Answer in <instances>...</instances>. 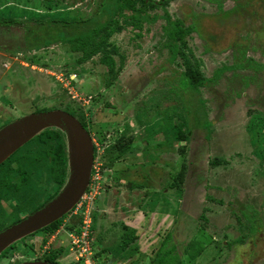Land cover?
Listing matches in <instances>:
<instances>
[{
	"label": "rangeland",
	"instance_id": "374dc122",
	"mask_svg": "<svg viewBox=\"0 0 264 264\" xmlns=\"http://www.w3.org/2000/svg\"><path fill=\"white\" fill-rule=\"evenodd\" d=\"M113 3L0 0L1 76L14 79L23 98L12 104L0 99V126L39 105L87 117L98 166L111 175L101 189L105 206L98 200L92 209L94 236L108 248L105 254H117L113 264H158L167 233L174 237L163 250L175 246L172 264H264V0L169 1L170 16L194 26L184 50L211 80L198 90L186 85L184 60L171 61L163 46L161 8L146 12L140 30L126 24L111 35L113 71L100 63V54L78 61L82 51L72 50L69 36L109 20ZM130 14L116 18L124 22ZM8 15L16 21L5 22ZM76 19L83 21L61 23ZM15 57L22 68L11 64ZM173 126L181 131L178 140ZM116 141L133 150L109 163L106 145ZM10 197L1 201L6 216L0 227L27 210ZM141 211L146 218L137 223ZM155 211L156 221L148 224ZM166 213L168 227L160 225ZM120 218L137 223L139 242L123 244ZM77 223L66 216L48 236L40 229L19 240L6 264L34 258L37 249L68 258V226Z\"/></svg>",
	"mask_w": 264,
	"mask_h": 264
},
{
	"label": "trees",
	"instance_id": "16d2710c",
	"mask_svg": "<svg viewBox=\"0 0 264 264\" xmlns=\"http://www.w3.org/2000/svg\"><path fill=\"white\" fill-rule=\"evenodd\" d=\"M114 1V10H113V17L107 20L104 23L95 22L94 25L88 29H85L83 33L79 36L71 35L69 36L72 40L75 41V44L72 46V50L75 51H82L81 56L79 57V62H84L91 59L93 56L100 54L99 61L101 64L108 67L109 71H113L116 62L114 59V53H116L115 48L109 47V38L114 32H118L124 29L126 24L131 25L133 29L140 30L143 26V22L145 21L146 12L152 8H161L163 10L165 24L162 27L163 29V36L164 42L163 46L168 49L169 51V59L171 61H175L178 58L184 60V71L182 72L183 77L187 80L186 85L193 88L194 90H198L201 86H204L207 82L211 81L209 78L205 77L202 73H200L198 69V63L195 62V66L189 60V55L185 52V45L184 39L190 33L194 31V26L185 25L182 19L180 18H172L167 11L166 7L170 0H113ZM129 10L131 14L124 22H120L119 19L116 17L119 15H125V11ZM4 17L5 22L14 23L16 20L15 18ZM156 15H153V18H156ZM6 19V20H5ZM40 21V20H39ZM83 20H64L61 23L66 26L71 22H80ZM86 21V20H85ZM238 66V65H235ZM231 67V66H230ZM229 66L227 68H230ZM223 69H219V72ZM216 76V73H215ZM186 87V86H185ZM59 108V107H51L50 109ZM67 108V107H66ZM63 109V108H62ZM74 116H76L79 120H81L82 125L88 128V120H86V116H80L76 113V111L72 112L67 109H64ZM147 110V109H146ZM173 138L174 140H178L181 135V131L173 126ZM31 142V143H30ZM30 143V144H28ZM28 143L27 150L29 153L28 158H36L38 156L42 157L43 154L46 155L50 160H53L54 163H49V167H52L54 171V177L57 182V187L63 183L66 175H67V153H66V142L63 132L56 128H47L43 130L40 134L36 135L32 138ZM94 149L96 152V146L94 145ZM20 150V149H19ZM15 151L6 161H4L0 166L4 165L6 162L15 159L18 151ZM132 151L133 148H130L128 145H123L121 141H116L106 145L107 154L110 156L109 163H112L116 158L126 154L128 151ZM9 167V166H8ZM105 168L110 167L108 165L104 166ZM2 173V172H0ZM36 208V207H33ZM61 218L52 222L48 226L45 227V235L48 236L50 231L54 230L59 223L61 222ZM78 218V223H79ZM77 223V225H78ZM77 225H70L68 226L69 230H73L79 233V229ZM123 233L121 234L122 242L127 245L135 242L137 239L136 230L132 227L127 225H123ZM95 228H93L94 230ZM49 232V233H48ZM47 236L43 239L46 241ZM170 239V234L168 233L164 238L165 242H161L159 254L157 255V263L158 264H172L169 263V256L171 255L172 250L174 249V245L167 250H163L166 245L167 240ZM14 246V245H13ZM10 247L4 250L8 251ZM108 251V248H102V252ZM60 251H50L48 256L45 255L44 257L47 260L53 261L54 257ZM117 254L113 255L116 259L119 258L116 256ZM187 255L193 256L191 252H188ZM175 260L180 261V257L175 255Z\"/></svg>",
	"mask_w": 264,
	"mask_h": 264
},
{
	"label": "water",
	"instance_id": "95a60500",
	"mask_svg": "<svg viewBox=\"0 0 264 264\" xmlns=\"http://www.w3.org/2000/svg\"><path fill=\"white\" fill-rule=\"evenodd\" d=\"M47 128L59 129L64 134L67 178L53 197L24 217L0 229V254L13 243L67 214L80 200L88 186L95 157L92 136L76 116L61 108L24 114L1 126L0 164ZM105 175L108 176L107 171ZM18 264L56 263L42 258H30Z\"/></svg>",
	"mask_w": 264,
	"mask_h": 264
},
{
	"label": "flooded vegetation",
	"instance_id": "af4514ba",
	"mask_svg": "<svg viewBox=\"0 0 264 264\" xmlns=\"http://www.w3.org/2000/svg\"><path fill=\"white\" fill-rule=\"evenodd\" d=\"M11 60H12V58H11ZM11 64H17L16 65V66H18L17 68L23 67L22 62H21V60L20 61L18 60V57H15V59H13V63H11ZM3 65L6 67L7 63H4ZM20 72H21V70H20ZM21 73H23V71ZM13 82H14V79H12V78H7V77L3 78L1 76V70H0V99L8 101L11 104L14 103V100L19 101V99H20L19 96H21V94L19 96L16 95V90L18 89V87L15 86ZM26 84L28 85V81L26 82ZM17 85L20 88V84L18 83ZM22 89L24 90V88H22ZM22 89H20V90H22ZM15 97H17V98H15ZM22 99L19 102H21ZM39 106L35 110H32L28 113L36 112V111H43V110L39 109L41 107H45V109H46V107H48V109H46V110H49L51 107H53V106H46V105H41L40 107ZM28 113H25V114H28ZM20 116H22V115H20ZM17 117H19V116H16L14 118H17ZM14 118H12V119H14ZM86 120H87V118H86ZM7 122H9V120L4 122L2 124V126ZM88 128H89V126H88ZM25 145H26V143L23 146H25ZM20 148H22V146ZM28 157H29V153H28L27 147H25L20 151V153H17L15 159L9 161L8 163L6 162L2 167H0V172H2V173H0V221L2 220L3 217L6 216L5 208L1 206V201L3 199H5L4 195L8 194L11 196L10 200H12V204L19 203L21 205H24V204L27 205L26 206L27 210L24 213L20 214L21 212H17L16 214H14V218L11 219L12 221H10V223H9V224H11V223L19 220L20 218L24 217L25 215H27L29 212L35 210L40 205H42L47 200H49L51 197H53L60 190V188L62 187V185L64 184V182L67 178V175H66L63 183L60 184L59 187H57L58 185H57V182H56L54 174H53L54 171H53L52 167H49V163L50 164L54 163V161L50 160L48 157H46L45 154H43V156L39 157V158H38V156L36 158L35 157L34 158H28ZM66 165H67V163H66ZM67 174H68V167H67ZM108 186L109 185H107V187ZM108 189H110V188H108ZM33 207H36V208H33ZM74 207L67 214H65L61 217L62 221L66 216H70V217L72 216V215H70V213L73 211ZM9 224H7V225H9ZM4 227H5V224H4V226L0 227V229H2ZM42 229H45V227ZM42 231L45 232V230H42ZM31 236H33V235H27L26 237L20 239L21 241H19V242H22L23 240H24L23 242H25ZM17 242L13 243L10 246V249L8 251H5V252L2 251L1 252L0 264H6L7 256L17 246L16 245ZM35 254H37L38 256L36 255L34 258H42V259L47 260V258L44 256L45 255L48 256L49 253L44 254L43 251L41 252L40 249L39 250L37 249ZM28 259H30V258H28ZM25 260H27V259H25ZM21 261H23V260H19L14 264H18ZM48 261H50V260H48ZM51 262H54L56 264H60L59 260L56 261L55 259H53V261H51Z\"/></svg>",
	"mask_w": 264,
	"mask_h": 264
},
{
	"label": "built area",
	"instance_id": "2783aa9c",
	"mask_svg": "<svg viewBox=\"0 0 264 264\" xmlns=\"http://www.w3.org/2000/svg\"><path fill=\"white\" fill-rule=\"evenodd\" d=\"M105 172L106 169L101 170L96 157H94L88 186L70 213L80 220L77 225L79 233L69 231V257L63 258V253L58 254L60 256L58 259L64 260L67 264H112V261H115V257L104 255L100 243L96 242L93 230L92 209L101 197V189L106 185L109 177H106Z\"/></svg>",
	"mask_w": 264,
	"mask_h": 264
},
{
	"label": "crops",
	"instance_id": "0c3cea01",
	"mask_svg": "<svg viewBox=\"0 0 264 264\" xmlns=\"http://www.w3.org/2000/svg\"><path fill=\"white\" fill-rule=\"evenodd\" d=\"M111 189V188H110ZM110 189H108L107 190V193H109V190ZM103 196L101 195V197L98 199V200H100L99 201V206H105V203L107 202V201H105V203H103V198H102ZM129 197L127 196V198L124 196V194L121 196V200H124V201H126L127 199H128ZM97 200V201H98ZM96 201V202H97ZM100 208V207H99ZM103 210H106V209H103V208H101V212L103 211ZM157 214H158V211H155V212H152L151 213V216H150V218H149V220H148V224H152V223H154L155 221H156V219H157ZM170 214L169 213H166V214H164L161 218H160V225H163V224H166V227H168L169 226V224L171 223V220H169V218H170ZM136 217H137V220H136V222L137 223H140V221L142 222L143 220H144V218H146L145 217V215L142 213V211L140 212V214H136ZM117 222H119V224H117L119 227H118V230H119V232H120V236H121V234L123 233V225H127V226H129V227H132V228H134V229H136L137 228V223L136 224H132L131 222H127L126 220H122V218H120V219H118L117 220ZM151 227H152V225H151ZM151 227H149L150 229H151ZM159 228H160V226L159 225H157L156 227H154V228H152V232H150V235H152L153 233H154V231H158L159 230ZM136 234H137V232H136ZM168 234V233H167ZM166 234V235H167ZM176 235V234H175ZM166 237V236H165ZM164 237V238H165ZM174 237V235L172 236V234H171V237L170 238H173ZM164 238H163V240H162V242H165V240H164ZM139 240V238H137L136 239V242H139L138 241ZM174 242H177V241H175L174 240ZM123 244L126 246V244L123 242ZM102 247V246H101ZM143 250V249H142ZM106 257H112V256H110V255H108V254H104ZM157 258V257H156ZM114 260V259H113ZM115 260H116V258H115ZM112 264H113V261H112Z\"/></svg>",
	"mask_w": 264,
	"mask_h": 264
},
{
	"label": "clouds",
	"instance_id": "9594fccd",
	"mask_svg": "<svg viewBox=\"0 0 264 264\" xmlns=\"http://www.w3.org/2000/svg\"><path fill=\"white\" fill-rule=\"evenodd\" d=\"M90 134H91V133H90ZM92 139H93V138H92ZM108 176H109V177H108V179H109V178H111V175H109V174H108ZM108 179H107V180H108ZM106 185H108V183H107V182H106ZM102 248H103V247H102Z\"/></svg>",
	"mask_w": 264,
	"mask_h": 264
}]
</instances>
